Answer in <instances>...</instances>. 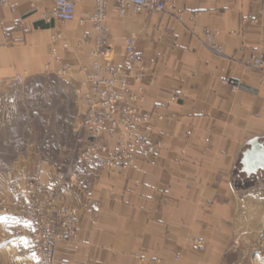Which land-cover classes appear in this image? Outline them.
I'll return each instance as SVG.
<instances>
[{"label": "crops", "instance_id": "crops-1", "mask_svg": "<svg viewBox=\"0 0 264 264\" xmlns=\"http://www.w3.org/2000/svg\"><path fill=\"white\" fill-rule=\"evenodd\" d=\"M54 1L0 0V84L66 71L68 88L87 91L97 49L94 0H69L74 19L47 23ZM165 1L163 13L118 15L112 1L107 5L113 65L124 62L125 39L136 40L141 78L126 85L143 99L124 101L148 118L134 132L154 152L134 155L126 169H107L100 162L116 151L119 132L110 136L108 121L101 124L100 147L91 151L99 164L78 156L61 185L75 233L57 244L56 264L264 258V175L239 171L246 143L264 139V70L245 66L264 56V0ZM12 168L10 180H37L45 197L59 188L57 174L35 156ZM241 215L248 218L240 228Z\"/></svg>", "mask_w": 264, "mask_h": 264}, {"label": "rangeland", "instance_id": "rangeland-1", "mask_svg": "<svg viewBox=\"0 0 264 264\" xmlns=\"http://www.w3.org/2000/svg\"><path fill=\"white\" fill-rule=\"evenodd\" d=\"M67 73L61 71L60 75L27 79L16 76L13 81L0 84V264H48L44 261L47 248L43 245L49 229L45 221L50 217L48 211L55 207L54 203H60L72 214L71 227L74 218V211L65 205L60 190L68 167L74 162L79 165L80 155L83 161L100 162L92 157L91 151L100 147L104 121L99 125V136L88 135L89 130H76L78 120L87 113L82 96L89 93V85L86 79L87 91L68 88L64 80ZM108 123L110 136L119 132L117 149L111 155L124 152L132 158L140 155V148L132 140L128 141L119 129L111 130ZM79 137L83 139L80 145L77 143ZM32 156L51 166L57 174L54 181L59 188L46 197L39 190L37 180L22 179L15 183L14 176L10 180L12 170L13 174L15 172L12 165ZM260 215L258 212V220ZM247 218L241 215L240 228ZM61 241L53 245L52 264H56L55 248ZM249 258L252 260L247 264H264V258L257 253Z\"/></svg>", "mask_w": 264, "mask_h": 264}, {"label": "built area", "instance_id": "built-area-1", "mask_svg": "<svg viewBox=\"0 0 264 264\" xmlns=\"http://www.w3.org/2000/svg\"><path fill=\"white\" fill-rule=\"evenodd\" d=\"M109 1L114 3L119 15H122L127 8L138 13H163L166 10L165 0H94L93 14L90 20L97 32V49L93 53V72L87 76L89 93L82 96V101L87 107V113L78 120L76 130L78 132L89 130L88 135L99 136V125L107 120L110 122V129H119L128 141L132 140L136 147L140 148V156L146 159L154 152V147L148 144L145 136L137 135L134 132V126L146 123L148 118L139 116L137 110L128 106L124 101L126 96L131 100L143 99L142 96L138 95V91H131L126 85L127 80L137 82L141 78L142 68L140 58L135 50L136 40L133 35L125 39L124 62L122 65H113L111 49L105 44L108 30L104 23ZM74 13V5L69 0H55L52 14L50 16L44 15L43 19L47 23H67L74 19ZM202 40L209 42L211 36L205 34L202 36ZM245 66L252 70L264 69V56H252L246 60ZM230 85L232 89L237 88L235 83ZM114 114H117V119H113ZM77 143L82 144L83 139L79 137ZM133 163L134 158L124 152L111 155L103 161L102 165L107 169L118 168L123 170ZM54 198L59 200L58 196ZM53 206L55 207L48 211L50 217L45 218L49 229H47L48 233L44 235L43 245L47 248L44 261L48 264H52L53 245L74 235L70 225L72 214L60 203H54Z\"/></svg>", "mask_w": 264, "mask_h": 264}, {"label": "water", "instance_id": "water-1", "mask_svg": "<svg viewBox=\"0 0 264 264\" xmlns=\"http://www.w3.org/2000/svg\"><path fill=\"white\" fill-rule=\"evenodd\" d=\"M239 171L246 177L251 175H264V139L253 138L246 143L241 152Z\"/></svg>", "mask_w": 264, "mask_h": 264}, {"label": "bare ground", "instance_id": "bare-ground-1", "mask_svg": "<svg viewBox=\"0 0 264 264\" xmlns=\"http://www.w3.org/2000/svg\"><path fill=\"white\" fill-rule=\"evenodd\" d=\"M262 222V221H261Z\"/></svg>", "mask_w": 264, "mask_h": 264}]
</instances>
